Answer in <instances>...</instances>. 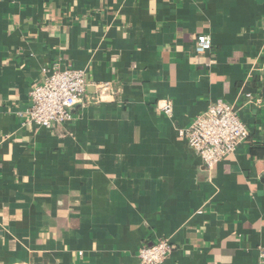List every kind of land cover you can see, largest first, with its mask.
Segmentation results:
<instances>
[{
    "label": "crops",
    "instance_id": "crops-1",
    "mask_svg": "<svg viewBox=\"0 0 264 264\" xmlns=\"http://www.w3.org/2000/svg\"><path fill=\"white\" fill-rule=\"evenodd\" d=\"M54 66L86 74L83 100L60 128L28 125ZM217 100L250 137L208 169L178 129ZM254 148L264 0H0V264H139L161 239L176 246L163 264H260Z\"/></svg>",
    "mask_w": 264,
    "mask_h": 264
},
{
    "label": "built area",
    "instance_id": "built-area-1",
    "mask_svg": "<svg viewBox=\"0 0 264 264\" xmlns=\"http://www.w3.org/2000/svg\"><path fill=\"white\" fill-rule=\"evenodd\" d=\"M213 47L211 36H198L196 50L199 54L212 52ZM88 84L83 71L54 66L44 81L35 84L30 91L31 105L24 114L26 124L51 130L70 122L72 111L82 102ZM159 110L172 116L174 104L171 100L164 101ZM178 133L208 169L215 168L250 137L238 111L224 100L213 102L187 128H179ZM175 249L170 239L144 244L139 250V264H163ZM260 264H264V249L261 250Z\"/></svg>",
    "mask_w": 264,
    "mask_h": 264
},
{
    "label": "trees",
    "instance_id": "trees-1",
    "mask_svg": "<svg viewBox=\"0 0 264 264\" xmlns=\"http://www.w3.org/2000/svg\"><path fill=\"white\" fill-rule=\"evenodd\" d=\"M262 150L264 151V149L254 148L253 152H254V154H259L260 155V152H262Z\"/></svg>",
    "mask_w": 264,
    "mask_h": 264
}]
</instances>
